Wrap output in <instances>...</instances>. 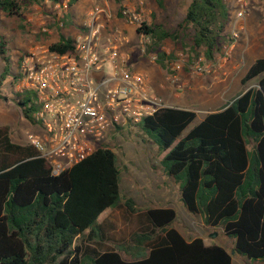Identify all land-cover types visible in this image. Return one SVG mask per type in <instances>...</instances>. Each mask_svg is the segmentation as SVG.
I'll list each match as a JSON object with an SVG mask.
<instances>
[{"label": "trees", "instance_id": "trees-1", "mask_svg": "<svg viewBox=\"0 0 264 264\" xmlns=\"http://www.w3.org/2000/svg\"><path fill=\"white\" fill-rule=\"evenodd\" d=\"M28 1L41 4L45 0ZM0 9L10 17H20L23 10L19 0H0ZM229 21L225 0H191L176 31L162 23L144 22L137 33L149 38L145 55L156 53V63L175 76L174 55L160 51L164 42L171 40L188 49L190 61L203 55L215 63ZM49 48L59 54L74 52L70 38ZM6 52V43L0 41V56L6 62L0 75V98L5 101L8 97L1 86L11 69ZM258 78L257 87L244 90L195 125L197 112L169 106L145 118L139 127L165 152L162 163L180 184L188 212L211 228L221 227L233 240V252L264 262V57L251 64L241 83L245 86ZM15 96L24 117L35 124L34 93ZM0 145L4 146L0 153V264H233V255L224 246L206 244L201 237L187 239L171 227L177 212L169 207L146 210L147 221L163 236L145 256L126 258L116 249L85 256L77 240L89 233L97 238L93 241L101 242L98 219L122 201L116 153L109 147L99 149L55 175L50 162L34 147L14 144L2 133ZM11 154L17 158L11 160ZM126 205L136 211L133 199ZM136 236L141 243L152 240L149 235Z\"/></svg>", "mask_w": 264, "mask_h": 264}, {"label": "rangeland", "instance_id": "rangeland-1", "mask_svg": "<svg viewBox=\"0 0 264 264\" xmlns=\"http://www.w3.org/2000/svg\"><path fill=\"white\" fill-rule=\"evenodd\" d=\"M141 1L144 2L145 18L148 22L162 23L172 31H176L179 23L184 20L191 2V0H132V3L137 5ZM225 2L229 8L230 21L222 33L224 41L220 44L221 51L217 54L215 63L207 61L203 55L190 61L188 49L171 40H166L160 49L174 55L173 69L176 81L169 80L170 76L163 71L155 85L157 91L167 105L197 112L198 116L193 125L203 120L210 112L234 100L244 90L257 87L261 78L245 86L241 83L251 64L256 59L264 57V0ZM80 5H75V8L78 9ZM240 12H243L242 17L238 16ZM18 20L20 18L16 20L5 18V14L0 10V41L3 39L6 43V55L11 58L10 75L3 81V89L7 90L4 95H8L9 99L0 100V133L8 137L12 143L27 147L28 134H41L44 130L24 117L12 99L16 98L13 93L17 91L16 87L23 78L19 73L22 57L33 51L30 45L49 44L46 43L48 38L45 36L33 39L28 35L25 38L24 32H19ZM64 20L68 30H71L73 24L80 19L68 15ZM26 39L29 41H25ZM135 41L138 43L139 38ZM187 41H190V36L187 37ZM22 44L25 45L23 48ZM149 59L151 60L150 57ZM5 67L6 62L0 56V75ZM14 74L17 75L16 79ZM109 142L110 148L116 153L121 170L122 201L117 207L104 212L98 219L103 233L101 242L93 241L97 238L89 233L77 240V243L83 246L85 256L112 249L121 250L126 258L145 256L163 236L161 231L155 230L147 221L146 210L151 207H169L177 212V220L171 227L179 230L185 238L201 237L207 244L224 246L233 255L234 264H249V261L252 264L259 263L233 252V240L225 236L221 227L211 228L205 225L200 216L188 212L181 199L180 184L169 176L162 163L165 152L139 125H128L117 135L110 137ZM3 149L4 146L0 145V153ZM9 157L11 160L17 158L14 154ZM128 199H133L136 211L128 209L126 205ZM143 234L151 236L152 240L139 242L140 239L136 235Z\"/></svg>", "mask_w": 264, "mask_h": 264}, {"label": "built area", "instance_id": "built-area-1", "mask_svg": "<svg viewBox=\"0 0 264 264\" xmlns=\"http://www.w3.org/2000/svg\"><path fill=\"white\" fill-rule=\"evenodd\" d=\"M54 1L55 18L65 27L72 0ZM117 13L102 4L87 14L84 32L73 40L74 52L59 54L40 46L22 57L19 93H34L35 125L41 134H28L34 147L53 167L55 175L71 168L99 149L110 148L109 138L128 125H140L147 117L169 107L152 86L150 76L133 68L125 49L130 37L122 28L108 29L117 18L137 31L145 18L144 2L118 0ZM239 17L243 16L240 12ZM49 27L43 33H49ZM139 35L141 52L149 38ZM156 62V53L149 55ZM175 76L169 80L176 81Z\"/></svg>", "mask_w": 264, "mask_h": 264}, {"label": "crops", "instance_id": "crops-1", "mask_svg": "<svg viewBox=\"0 0 264 264\" xmlns=\"http://www.w3.org/2000/svg\"><path fill=\"white\" fill-rule=\"evenodd\" d=\"M21 1L20 3L22 4L23 10H22L20 17H10L5 12H3L1 9L0 10L5 14V18H8V19L11 18V20H16L20 18V20H18L17 25L19 26L18 27L19 32L20 33L24 32L23 36L25 38L28 35H31V38L33 39L34 37H38V39H40L43 36H45L46 39L48 38L46 43H48L49 45L59 42L62 38H70L74 40L80 34H82V32H84L85 30L83 27L84 20L88 12L95 5L102 4L106 6L113 13L118 12V5H119L117 0H78L75 3L72 2L70 10L68 11V14L66 15V17L68 15H72L74 19L79 18L80 20L79 21L76 20L77 22L73 24L72 29L68 30L67 23L65 24V27L60 28L57 22L53 21V18H55L54 16L57 13V10H55L56 8L54 6L55 5L54 1L50 2V1L45 0L41 4L31 3L28 0H23V2ZM79 4H81L79 8L78 9L75 8V5H79ZM76 9L79 11H77ZM47 26L49 27V30H50L49 33H43V30L46 29ZM107 26H108V29L116 27V28H122L127 32V34L130 37V44L126 45L125 49L128 52H130L132 55L133 68L147 73L150 76L152 86L154 87L155 91L158 93L155 85L160 80V77L162 76V72L163 71L167 72V71L163 69L161 65H159L158 63L151 61L149 59V56L141 53V50L138 47L139 42L137 43L135 41L137 38H139V35L137 31L135 30V28L126 24L122 18H117L112 25H107ZM20 36H22V34H20ZM1 41H4V40L2 39ZM25 41H29V39H26ZM30 42L32 43L33 40L31 39ZM24 46L25 45L22 44L21 48H23ZM30 46L32 50L40 47L34 44ZM1 90L3 92H7L6 89H3V86H1ZM17 93H18L17 91H14L13 93L14 96ZM5 97H8L7 99H9L8 95H5ZM12 99H15V98H12ZM0 100L2 101L3 99L0 98ZM258 262L259 263L257 264H262L260 263L261 261H258ZM234 263L235 262H234V257H233V264ZM249 264H252V263H250L249 261Z\"/></svg>", "mask_w": 264, "mask_h": 264}, {"label": "water", "instance_id": "water-1", "mask_svg": "<svg viewBox=\"0 0 264 264\" xmlns=\"http://www.w3.org/2000/svg\"><path fill=\"white\" fill-rule=\"evenodd\" d=\"M248 90V89H247Z\"/></svg>", "mask_w": 264, "mask_h": 264}]
</instances>
